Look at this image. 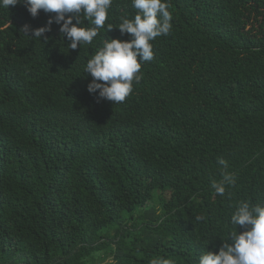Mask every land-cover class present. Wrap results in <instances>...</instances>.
Segmentation results:
<instances>
[{"label":"trees","instance_id":"trees-1","mask_svg":"<svg viewBox=\"0 0 264 264\" xmlns=\"http://www.w3.org/2000/svg\"><path fill=\"white\" fill-rule=\"evenodd\" d=\"M162 2L170 33L114 103L88 91L86 68L106 41L132 39L119 26L134 0H112L76 50L63 22L40 39L20 31L54 13L0 0V264H95L100 252L106 264H199L245 230L231 223L240 202L264 206V0ZM221 159L236 177L223 196Z\"/></svg>","mask_w":264,"mask_h":264},{"label":"clouds","instance_id":"clouds-1","mask_svg":"<svg viewBox=\"0 0 264 264\" xmlns=\"http://www.w3.org/2000/svg\"><path fill=\"white\" fill-rule=\"evenodd\" d=\"M20 0H3V6H15ZM28 11L37 17L40 10L54 13L45 27L32 29L24 25L20 31L25 35L40 39L46 32L51 31L53 22L61 24L60 32L71 41L69 45L76 50L81 43L91 44L98 36V29L103 28L108 19V9L112 0H27ZM134 7L139 10L134 21L122 18L119 29L122 34L128 33L132 39L121 41L111 39L105 42L101 49L89 60L86 72L93 77L88 85V91L95 93L99 90V97L114 103H123L133 91V81L141 77V62L154 59V52L150 41L158 36L168 35L172 28L171 13L168 4L162 0H134ZM91 20L94 18L95 27L88 29L78 26L81 16ZM162 16L163 21L158 18ZM73 20L76 23H73ZM113 27L109 25L108 30ZM47 42V38H45ZM103 82V83H101ZM224 165L223 179L213 181L212 187L220 196L225 195L226 185H235L236 177L227 171V162L221 159ZM202 220V216H197ZM231 223L245 229L230 234L231 243L223 241L219 253L207 251L202 254L199 264H264V206H252L248 202H240L239 207L231 217ZM151 264H173L169 259L153 260Z\"/></svg>","mask_w":264,"mask_h":264},{"label":"rangeland","instance_id":"rangeland-1","mask_svg":"<svg viewBox=\"0 0 264 264\" xmlns=\"http://www.w3.org/2000/svg\"><path fill=\"white\" fill-rule=\"evenodd\" d=\"M164 197L168 198L169 197V193L168 192L165 193ZM159 202H160V200H159V192L156 191L155 195H154V198L152 199V201H149L146 204L145 208L146 209H151L152 207L159 208ZM140 211H141V213H147V211L144 210V208H142ZM148 212H150V211H148ZM103 256H104V253L100 252L99 253V257L96 258L95 264H106V263H108L110 261V257H107V258L104 259Z\"/></svg>","mask_w":264,"mask_h":264}]
</instances>
